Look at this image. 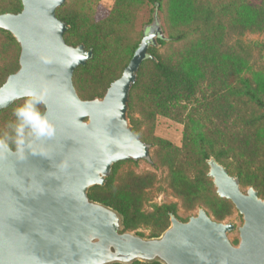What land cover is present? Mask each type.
Returning a JSON list of instances; mask_svg holds the SVG:
<instances>
[{
    "label": "water",
    "instance_id": "obj_1",
    "mask_svg": "<svg viewBox=\"0 0 264 264\" xmlns=\"http://www.w3.org/2000/svg\"><path fill=\"white\" fill-rule=\"evenodd\" d=\"M66 1L21 0L19 13L0 14V29L20 46L19 68L0 86V110L45 83L44 115L54 126L23 159L12 148L0 158V264H264V198L254 186L244 191L214 156L208 175L244 220L239 245L228 237L235 225L204 208L188 221L172 214L160 236L145 237L124 231L118 211L89 197L116 163L151 157V144L133 130L130 95L144 60H156L149 48L167 37L155 13L121 76L102 97L82 99L74 72L94 53L66 42L70 26L57 16Z\"/></svg>",
    "mask_w": 264,
    "mask_h": 264
},
{
    "label": "rangeland",
    "instance_id": "obj_2",
    "mask_svg": "<svg viewBox=\"0 0 264 264\" xmlns=\"http://www.w3.org/2000/svg\"><path fill=\"white\" fill-rule=\"evenodd\" d=\"M1 1L6 3L9 0ZM248 1L256 6H264V0ZM138 2L135 11L129 17L125 14L123 18L126 20L125 27L131 28V33L129 40L120 42L115 54L109 58L112 65L117 68L126 62L130 57L131 48L139 46L144 30L151 25L156 13L167 37L166 44L157 47L159 53L165 57L181 58L179 52L190 48L185 58L195 71L201 74L202 92L195 100L181 105L176 113L170 116H157L154 127L146 129L143 126L142 130L146 131L149 138L146 143L151 144L150 159L124 161L118 169L117 176H124L129 171L137 175H155L154 184L147 189L146 201L142 208L145 214L155 213L164 206L176 205L178 218L182 221H188L197 215L200 208H204L216 220L208 206L199 204L200 201L208 204L213 202L216 188L213 179L208 175L209 166L206 168L204 164L199 163L200 148L189 140L193 120L204 124L203 129L210 135L215 149H228L229 143L236 145L235 166H242L246 177L263 178L264 123L250 127L246 126L245 121L264 110L242 87L247 84L258 92H264V30L253 31L249 27L252 22L251 14L242 12L241 19L230 21L229 17L222 19L225 21L221 30L224 35L222 42H216L214 39L200 40L197 35H189L183 41L174 42L168 39L170 20H180L185 14L187 8L185 1L176 4L164 0L162 10L150 0ZM216 2L218 1L212 0V3ZM62 7L75 10L91 8L87 13L91 15L92 20L104 22L106 28L118 27L120 21L118 10L122 8L119 0H67ZM176 31L173 29V32ZM106 59L107 57L105 65ZM146 106L148 111L152 110L149 105ZM4 116L5 118L0 117V129H3L10 120H14L13 113ZM134 116L142 118L138 111ZM201 176H205L206 179L199 181ZM117 183L119 182L116 181ZM248 187L242 185L244 191ZM191 195L196 196L197 200L190 198ZM222 222H231L235 225V230L228 237L234 245H239V229L244 223L242 215L234 208L232 215ZM152 231L153 228L142 226L133 233L140 232L145 237H150Z\"/></svg>",
    "mask_w": 264,
    "mask_h": 264
},
{
    "label": "trees",
    "instance_id": "obj_3",
    "mask_svg": "<svg viewBox=\"0 0 264 264\" xmlns=\"http://www.w3.org/2000/svg\"><path fill=\"white\" fill-rule=\"evenodd\" d=\"M139 0H119L122 6L118 10L120 21L117 26L106 28L104 22H95L85 7L81 10L57 9V16L70 27L65 34V40L70 45L85 44L87 49L93 50V57L86 65L80 66L74 72V85L82 99H93L102 97L110 84L118 79L124 68L133 57L138 45L133 46L130 57L124 64L115 68L110 57L115 54L119 43L129 40L131 28L125 27V14L131 15L139 5ZM145 0H143L144 2ZM163 9L164 0H150ZM183 0H169L176 4ZM186 4L185 14L180 20H170V36L168 39L180 42L187 36L197 35L200 40L214 39L216 42L223 41L225 21L223 18L229 17L230 20L242 18V12L251 14L250 23L253 31L264 30V6H256L248 0H184ZM22 10L21 0H9L6 3L0 2V14L19 13ZM220 12V13H217ZM127 17V18H128ZM176 29V32H173ZM167 40L158 38L160 46H164ZM0 86L7 77L16 72L19 68L20 46L14 36L7 30L0 29ZM190 51L186 48L179 52L178 56H163L158 48L150 47L149 53L156 57V60L147 58L142 63L138 79L131 90V102L129 118L134 132L145 142L149 141L146 131L142 127H154L157 116H170L176 113L177 109L184 103L195 100L200 92L203 78L197 73L191 64L187 62L185 56ZM105 57L107 64L105 65ZM106 68V70L104 69ZM246 94L250 96L256 104L264 110V92H258L247 84H244ZM23 103V99L17 100L7 109L0 110V117L4 114L13 113V110ZM149 105L152 110L148 111ZM141 107V109L139 108ZM40 111L44 113V105L40 106ZM138 111L141 119L134 114ZM246 126L255 127L264 123V111L258 115L251 116L245 121ZM204 124L193 120V129L190 135V142L200 148L198 155L199 163L207 168V160L214 156L221 164L227 167L230 174L236 175L242 185L254 186L261 197L264 198V176L263 178L254 176L246 177L245 171L235 166L237 160V147L234 143L228 144L227 148L215 149V145L210 135L204 131ZM15 150L14 146L11 147ZM233 158L235 160H231ZM129 161L136 162L133 159ZM124 161L118 162L113 166L112 173L107 178L105 186H94L90 189L89 197L97 202L105 204L120 213L123 217L124 231H137L140 227L146 226L153 228L150 237L160 236L170 226V216L177 215L176 205H169L159 208L155 213L145 214L142 210L146 201L147 189L153 186L155 175H137L129 171L124 176H117L119 167ZM231 170V171H230ZM264 172V168H262ZM205 176L199 177V181H204ZM116 181L119 183L116 184ZM213 184L212 182L210 183ZM190 198L197 200L191 195ZM214 201L210 204L200 201L199 204L208 206L217 221H224L232 215L234 210L233 203L213 193ZM193 206V205H192ZM194 207V206H193ZM137 234L144 236L138 232ZM120 264V263H115ZM132 264H161L160 262H141L135 261Z\"/></svg>",
    "mask_w": 264,
    "mask_h": 264
},
{
    "label": "clouds",
    "instance_id": "obj_4",
    "mask_svg": "<svg viewBox=\"0 0 264 264\" xmlns=\"http://www.w3.org/2000/svg\"><path fill=\"white\" fill-rule=\"evenodd\" d=\"M48 95L45 83H38L37 88L25 93L23 103L13 110L14 120L0 129V158L14 146L18 158L23 159L26 152L36 150L39 140L54 134V126L40 111Z\"/></svg>",
    "mask_w": 264,
    "mask_h": 264
}]
</instances>
